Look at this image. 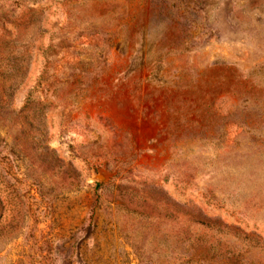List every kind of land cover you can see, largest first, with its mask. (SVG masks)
<instances>
[{"label": "rangeland", "instance_id": "1", "mask_svg": "<svg viewBox=\"0 0 264 264\" xmlns=\"http://www.w3.org/2000/svg\"><path fill=\"white\" fill-rule=\"evenodd\" d=\"M0 264H264V0H0Z\"/></svg>", "mask_w": 264, "mask_h": 264}, {"label": "water", "instance_id": "2", "mask_svg": "<svg viewBox=\"0 0 264 264\" xmlns=\"http://www.w3.org/2000/svg\"><path fill=\"white\" fill-rule=\"evenodd\" d=\"M96 178H97V179H103V176H101V175H97Z\"/></svg>", "mask_w": 264, "mask_h": 264}]
</instances>
